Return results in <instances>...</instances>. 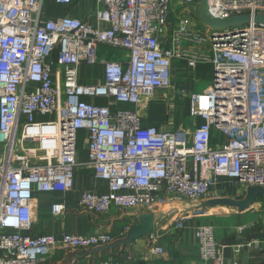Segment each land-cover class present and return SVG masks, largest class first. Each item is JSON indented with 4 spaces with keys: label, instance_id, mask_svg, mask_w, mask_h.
<instances>
[{
    "label": "built area",
    "instance_id": "obj_1",
    "mask_svg": "<svg viewBox=\"0 0 264 264\" xmlns=\"http://www.w3.org/2000/svg\"><path fill=\"white\" fill-rule=\"evenodd\" d=\"M47 1L71 2L0 0V264H41L57 250L113 240L108 232H30L41 196L73 190L75 172L84 167L107 188L81 191L77 206L88 214L201 201L223 181L264 189L263 24L203 30L194 15L200 0H95L94 25L71 16L46 18ZM207 8L216 18L253 17L264 14V0H207ZM103 44L126 50V60L98 58ZM175 62L213 67L207 89L178 92L198 122L191 130L145 124L139 113L142 99L172 87ZM82 64H101L103 80L81 82ZM80 130L84 160L78 157ZM49 211L62 215L65 202L52 201ZM194 236L200 259L220 262L213 226H198ZM149 240L161 254L152 234Z\"/></svg>",
    "mask_w": 264,
    "mask_h": 264
},
{
    "label": "crops",
    "instance_id": "obj_2",
    "mask_svg": "<svg viewBox=\"0 0 264 264\" xmlns=\"http://www.w3.org/2000/svg\"><path fill=\"white\" fill-rule=\"evenodd\" d=\"M95 8V0H71L67 5L47 1L44 16L46 18L71 16L95 25L97 23L94 18ZM97 57L126 60L127 52L122 48L103 44L98 47ZM174 65L178 68L188 69L183 62H175ZM86 70L93 72L94 76H84L83 73ZM209 70L212 80L213 67L211 64H207L204 70L199 68L195 72L199 74L200 72H209ZM79 72L84 76V78L81 76V82L99 83L103 80L101 64H82ZM211 83H208L209 86ZM186 87L183 86V88ZM120 106L131 107L128 104ZM144 123L165 128L157 120L147 117L144 119ZM84 134V130L78 132L79 137ZM215 140L213 144H215ZM78 157L80 160H84L86 157V151L81 144H79ZM248 188L231 186L228 182L223 181L212 187L207 197L200 202L177 199L164 205H172L169 208H175L177 212L186 210L196 212L197 208L202 207L203 214L198 216L182 217L177 212L170 216L164 213L169 208L163 210L161 207L150 211L114 209L108 213L88 214L77 206L81 191L92 189L100 192L107 188L104 182L93 176L91 169L84 167L75 172L73 190L64 194L55 193L41 196L36 222L30 232L34 235L63 232L79 234L108 232L113 236V240L106 247L57 250L48 259L53 256L55 258L47 264H100L103 261H119L123 264H264V235L262 231H259L262 229L258 230L252 223V218L255 216L254 204L260 203L259 199L263 195L260 196L257 193L258 195L253 196ZM214 200V205L210 206ZM52 201H64L66 211L58 217H53L49 211ZM206 224L213 226L214 237L222 246L220 262L203 261L199 257L194 231L198 226ZM149 228L150 232L146 233ZM149 234H152L156 239L154 245L163 247L161 254L153 253ZM254 239L260 241L258 247L246 245L247 242ZM46 260L41 264H46Z\"/></svg>",
    "mask_w": 264,
    "mask_h": 264
},
{
    "label": "rangeland",
    "instance_id": "obj_3",
    "mask_svg": "<svg viewBox=\"0 0 264 264\" xmlns=\"http://www.w3.org/2000/svg\"><path fill=\"white\" fill-rule=\"evenodd\" d=\"M176 10L179 12L181 8H177ZM194 15H196L198 26L203 30L207 29V27L201 23L197 11L194 12ZM206 67L207 64H197L194 70L189 68H178L176 65H174L172 67V87L169 90H163L159 92L152 100L148 102H144L142 99L141 105L139 107V113L146 116L147 118H151L152 120H157L159 124H162L165 128L183 127L185 129L191 130L196 124H198V122L192 120V118L189 117L187 100L185 97L178 96V92L183 89V86H187L188 88L186 87V89L189 91L199 90L201 92L202 90L207 89L209 87L208 83L212 82L210 70L209 72H200L199 74H196L195 72L196 69L201 68L204 70ZM83 75H90L93 77L94 73L90 72V70H86ZM83 75L82 73H79L80 78L81 76L84 78ZM204 85L206 86L204 87ZM165 98H171L169 104H165L163 102ZM44 118L47 117L45 116ZM78 139L79 144L84 146L85 134L81 137L78 136ZM257 193L258 192L256 191L255 195H258ZM259 200L260 203L254 204L253 210L255 209V214H253L256 217L254 216L252 218V223L256 225L258 230L262 229L259 231L264 232V196H261ZM174 205L176 206V204ZM170 206L172 205L162 206L161 209L166 210ZM54 258L55 256L47 259L46 264Z\"/></svg>",
    "mask_w": 264,
    "mask_h": 264
},
{
    "label": "water",
    "instance_id": "obj_4",
    "mask_svg": "<svg viewBox=\"0 0 264 264\" xmlns=\"http://www.w3.org/2000/svg\"><path fill=\"white\" fill-rule=\"evenodd\" d=\"M197 13L201 23L211 30H220L228 27L242 26L245 23L253 20L255 23H260L264 25V14H256L253 17L250 14H238L227 18H216L213 17L207 8V0H200L197 8ZM249 192L251 195H255L256 191L259 195L264 196V189L258 187H249ZM150 228L146 233L150 232ZM264 235V232H263ZM107 246V245H106ZM102 246V247H106Z\"/></svg>",
    "mask_w": 264,
    "mask_h": 264
}]
</instances>
